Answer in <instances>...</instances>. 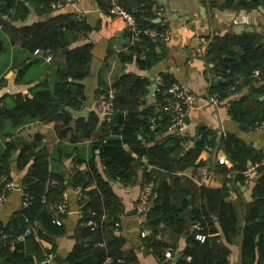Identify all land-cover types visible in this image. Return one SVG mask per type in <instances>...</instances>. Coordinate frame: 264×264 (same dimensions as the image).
I'll return each mask as SVG.
<instances>
[{
	"label": "trees",
	"instance_id": "trees-1",
	"mask_svg": "<svg viewBox=\"0 0 264 264\" xmlns=\"http://www.w3.org/2000/svg\"><path fill=\"white\" fill-rule=\"evenodd\" d=\"M54 1L39 0L40 12L49 13ZM117 1L135 16L141 32L132 42L133 34L128 31L125 48L116 52L110 47L107 60L117 56L124 67L136 63L147 72L164 59V53L156 52L161 40L146 30L162 32L166 28L154 22V0ZM28 2L0 0V23L14 39L20 40L25 50L34 54L36 49L49 48L54 54L53 63L57 58L63 61L47 65L45 80L31 88L30 97L22 94L4 97L0 132L9 134L8 123L17 130L36 121L56 122L55 129L61 136L71 132L72 143L89 140L91 154L88 159L81 157L77 161L78 165L86 163V169L68 173L72 179V185H68L67 172L51 169L54 151L42 145L41 134H36L31 142H6L1 172L9 173L8 162L20 149L16 162L25 171L20 184L27 199L22 196V208L2 228L0 264H44L47 255H56L57 240L68 233V209L60 212L58 206L65 194L73 191L79 198L81 219L75 227V244L66 264H107L108 260L110 264H139L135 250H123L126 239L117 224H122L125 206L111 181L126 188L140 183L143 186L149 181L154 184L143 223V229L150 233L144 241L161 260L165 261L166 251L173 253L185 236L186 247L176 264H229V246L241 235V264H264V165L257 170L258 181L253 200L245 206L243 228L230 194L234 182L246 183L242 171L248 164L264 160V148L254 147L234 132L218 135L207 126H199L194 136L171 132L173 117L165 110L163 101L168 88L178 80L170 73L160 75V91H153L152 100H149L150 80L145 75L129 72L111 84L100 77L97 95L114 91L112 115L106 118L98 110H92L87 117L74 120L70 109L80 110L87 102L83 81L91 75L93 44L73 45L86 39L91 28L85 18L69 13L16 27L13 23L24 21L30 13ZM98 2L108 13L113 0ZM209 2L212 8L223 10L252 12L264 8V0ZM65 48L68 51L60 53ZM35 58L37 63L45 61L42 55ZM203 58L213 77L208 93H218L221 100L229 99L231 118L256 129L264 120V34L256 31L217 34L208 43ZM27 68L26 65L21 68L19 82H31ZM256 71L258 77L254 76ZM235 94L238 97L231 99ZM73 122L76 126L71 129ZM60 146L59 143L56 150ZM217 147L223 148L234 163L235 175L221 188L185 181L183 172L191 167L199 172L206 165L200 160L202 152ZM219 166L222 173L228 172L226 166ZM28 228L31 231L25 234ZM43 240L52 243L53 248H45Z\"/></svg>",
	"mask_w": 264,
	"mask_h": 264
},
{
	"label": "crops",
	"instance_id": "crops-1",
	"mask_svg": "<svg viewBox=\"0 0 264 264\" xmlns=\"http://www.w3.org/2000/svg\"><path fill=\"white\" fill-rule=\"evenodd\" d=\"M38 2L39 0H30L28 2L30 7L28 17L24 21H17L13 24L16 27L28 26L40 21H47L52 16L58 14H77V12L82 10L87 24L91 28L89 36L86 39L73 45H81L86 42L93 44L91 75L83 81L85 84L86 100L91 105L85 104V107L80 110L70 109L74 120L80 117H87L92 110H97L95 101L98 94L97 90L100 86V77L105 79L108 84H111L115 78L129 72L145 75L150 80L149 88L151 90L149 100H152L157 78H160L162 73H170L177 78L180 85L187 87L196 95H204L210 90L213 78L203 58L211 39L217 34H224L230 31L236 33L256 31L264 34V8L263 10L259 8V10L245 12L235 9L223 10L216 7L212 8L209 0L206 2L205 0H154V15L156 16L154 22L156 21L155 23L162 25L166 28L165 30H170L171 37L169 42L161 40L156 46V52L160 54L164 53V59L151 70L145 72L139 69L136 63L128 64L124 67L117 56L110 57L107 60L110 47L116 52L125 48L128 40L126 34L129 30L121 18L112 16L103 10L98 0H73L70 3L65 2L58 9H54L51 4L49 13L40 12ZM198 47H201L204 52L202 56L195 57L192 51ZM34 54L25 50L21 46L20 40L14 39L12 33L9 30H5L0 23V81L3 80L2 84H0V107L5 106L4 97L6 96L22 94L30 97L32 95L31 88L39 83V81L45 80L47 65H54V63L59 65L63 61L62 58H57L54 63L53 61L51 63L46 61L37 63L35 55L38 54ZM24 65L28 66L27 76L31 82L18 81L19 72ZM123 72L124 74L122 75ZM254 76L258 77L259 72L256 71ZM244 92H247V90L245 89ZM236 97H238L237 94L233 95L231 99ZM188 116L189 122H185L184 129L191 136L196 134L199 126H207L214 130H218L222 126L226 132L237 133L254 147L264 148V131L258 129L252 130L247 127L244 129L239 122L233 120L229 115V99H222V104L219 107L200 105L192 110ZM55 126L56 122L45 123L36 121L16 130L8 123L6 129L9 134L5 135L4 132H0V195L6 190L8 182L21 185L20 181L25 172L19 168L16 162L18 158L9 160V175L1 172V167L4 165V152L7 141L14 140V142L20 143V140H24L31 142L34 140L36 134H41L43 136L42 145H45L50 151H54L55 158L52 160L50 166L52 170L59 173L67 172V179L68 177L71 179L70 174H68L69 172H73L77 168L80 170L86 169V163L78 165L77 161L81 157H85L86 159L90 157V141L74 144L70 140L71 132L66 136H61L56 131ZM71 127L70 125L69 128ZM59 143L61 144V148L56 150ZM20 151L18 149L14 154L19 152L20 155ZM222 157L229 160L227 164L219 163V158ZM200 160L204 161L206 165L199 172L193 167L184 171L182 175H184L185 181H191L198 186L206 185L212 188H221L227 179H231L235 175V172L232 170L234 163L227 157L221 147L203 151L200 155ZM219 165L226 166L228 172L222 173L221 166ZM100 168L102 170L103 167L100 165ZM9 177L11 179L7 181ZM3 184L4 187L2 186ZM233 184H230L231 199L235 202L239 214V224L243 228L245 223V206L246 203L253 200L255 182L250 184L234 182ZM113 187L125 206L121 224L122 230L120 231L121 235L126 239L123 250H135L138 255L139 264H176L186 247L185 236L180 239L174 252L172 251V256L166 257L165 261L161 260L146 247L144 237L142 236L145 215H140L136 210L142 183L132 188H126L114 181ZM91 188H94V186ZM67 196L68 215L66 217V225L68 233L57 240L58 251L54 255V258L57 255L63 258L65 264L66 258L75 244L73 236L75 227H77L81 219L77 192H68ZM22 206L23 197L19 191L7 190V198L2 206H0V237L3 226ZM42 244L47 249L53 248V244L48 241L43 240ZM241 244L242 236L240 235L229 246L231 249L229 264H241ZM12 250H14V246H12ZM54 258L48 264H59Z\"/></svg>",
	"mask_w": 264,
	"mask_h": 264
},
{
	"label": "built area",
	"instance_id": "built-area-1",
	"mask_svg": "<svg viewBox=\"0 0 264 264\" xmlns=\"http://www.w3.org/2000/svg\"><path fill=\"white\" fill-rule=\"evenodd\" d=\"M65 2L70 3L73 2V0H55L52 3V7L54 9H58L65 4ZM108 14L112 16H116L121 18L126 26L128 27V30L131 34H133L132 42L136 41L138 39V36L141 32V30L138 28L137 20L135 16L127 11L122 5L114 0L111 7L108 10ZM77 16L81 18H85V14L82 10L77 12ZM146 33L151 35L154 38H157L159 40H162L163 42H169L171 37V31L170 30H164L162 32L158 31L157 29H149L146 30ZM203 49L201 47L195 48L192 51V54L196 56H202L203 55ZM35 54L42 55L46 62L51 63L53 61V52L51 49L41 50L36 49ZM161 84V79L157 78L156 85L154 87V91H160L159 85ZM166 97L164 98L163 105L165 107V110L172 114L173 117V124L171 126V132L174 133H180L183 135L188 134L186 130L184 129L185 125V118L189 113L196 109L198 106L202 105H212L215 107H219L222 104L221 97L218 93L209 94L206 93L204 95H196L193 92H191L187 87L180 85L179 83H174L172 86H170L165 93ZM113 99H114V91L110 90L106 94H100L97 95L95 104L97 107V110L101 113L103 117L110 118L114 111L113 106ZM218 128V127H217ZM256 129L264 131V120L259 122ZM217 130V129H216ZM218 133L220 135L225 136L226 131L221 126L218 128ZM228 159L225 157L219 158L220 164H227ZM264 165V160L259 162H250L245 170L242 171L243 177L246 181V183H253L255 182V178L257 176V170L258 168ZM17 190L19 193L27 199V194L23 191L22 186L18 185L14 182H8L6 184V190L3 191V193L0 195V206L5 202L7 198V190ZM154 184L152 182H146L140 191V194L137 199L136 204V210L140 215H146V212L149 208L150 199L153 193ZM60 212H66L68 209V196L65 194L64 201L61 202L58 206ZM118 227L121 226V223L117 224ZM31 228H28L25 232V234L30 233ZM150 231L148 229L142 230V236L145 237L149 235ZM160 236H158L159 238ZM200 237V236H199ZM171 252H166V257H171ZM54 254L47 255L46 259L44 260V264H48L51 260H53ZM107 264H110V260L107 261Z\"/></svg>",
	"mask_w": 264,
	"mask_h": 264
},
{
	"label": "water",
	"instance_id": "water-1",
	"mask_svg": "<svg viewBox=\"0 0 264 264\" xmlns=\"http://www.w3.org/2000/svg\"><path fill=\"white\" fill-rule=\"evenodd\" d=\"M260 9L261 10H263V8L262 7H260ZM158 21H160V20H158ZM156 22V21H155ZM68 51V48H65V49H62V50H60V53H65V52H67ZM124 74V72L122 73V75ZM86 104L88 105V106H90L91 105V103H89V102H86ZM187 121V123L189 122V116L187 115L186 116V118H185V122ZM71 126L72 127H74L75 128V123H72L71 124ZM243 128L245 129V126H243ZM18 156H19V152H16L12 157H11V159L12 160H15V159H17L18 158ZM258 181V177H256L255 178V182H257ZM68 185H72V181H71V179H70V177H68ZM114 182H111V184H113ZM59 264H65V262H64V260H63V258H61L59 255H57V256H55V258H54Z\"/></svg>",
	"mask_w": 264,
	"mask_h": 264
}]
</instances>
